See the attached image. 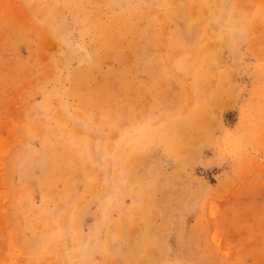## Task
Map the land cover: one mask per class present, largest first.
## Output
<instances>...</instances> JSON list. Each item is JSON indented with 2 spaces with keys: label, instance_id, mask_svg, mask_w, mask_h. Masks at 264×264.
<instances>
[{
  "label": "rangeland",
  "instance_id": "374dc122",
  "mask_svg": "<svg viewBox=\"0 0 264 264\" xmlns=\"http://www.w3.org/2000/svg\"><path fill=\"white\" fill-rule=\"evenodd\" d=\"M0 264H264V0H0Z\"/></svg>",
  "mask_w": 264,
  "mask_h": 264
},
{
  "label": "bare ground",
  "instance_id": "6f19581e",
  "mask_svg": "<svg viewBox=\"0 0 264 264\" xmlns=\"http://www.w3.org/2000/svg\"><path fill=\"white\" fill-rule=\"evenodd\" d=\"M71 120V119H70ZM72 121V120H71ZM78 123H80L82 126H84V127H87L88 125H87V123L86 122H84L83 120H81V119H78ZM77 123V124H78Z\"/></svg>",
  "mask_w": 264,
  "mask_h": 264
}]
</instances>
